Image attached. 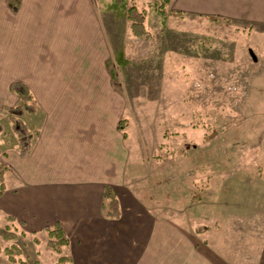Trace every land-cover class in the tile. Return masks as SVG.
Returning a JSON list of instances; mask_svg holds the SVG:
<instances>
[{
	"label": "rangeland",
	"instance_id": "rangeland-1",
	"mask_svg": "<svg viewBox=\"0 0 264 264\" xmlns=\"http://www.w3.org/2000/svg\"><path fill=\"white\" fill-rule=\"evenodd\" d=\"M90 2L114 32L102 71L125 99L114 122L125 133L132 189L144 192L166 230L175 220L188 236L232 227L228 240L213 244L226 264H245L241 255L256 252L264 212V24L211 21L154 0ZM130 7L142 16L140 36L125 13ZM8 100L0 151L13 155L19 144L7 106L20 99L11 92ZM6 232L17 238L5 239ZM48 240L44 230L30 234L0 213V264H11L4 250L12 246L20 252L16 264L68 256L67 247L55 252Z\"/></svg>",
	"mask_w": 264,
	"mask_h": 264
},
{
	"label": "crops",
	"instance_id": "crops-1",
	"mask_svg": "<svg viewBox=\"0 0 264 264\" xmlns=\"http://www.w3.org/2000/svg\"><path fill=\"white\" fill-rule=\"evenodd\" d=\"M169 8L264 24V0H169ZM112 34L90 0H0V111L10 84L21 81L36 105L21 120L39 131L25 157L1 151L0 213L30 234L60 223L71 264H226L213 242L228 240L232 227L188 236L175 220L166 230L144 192L132 189L131 157L114 122L125 99L102 71ZM106 186L118 219L106 216ZM255 229L257 254L241 255L245 264H264V212Z\"/></svg>",
	"mask_w": 264,
	"mask_h": 264
},
{
	"label": "trees",
	"instance_id": "trees-1",
	"mask_svg": "<svg viewBox=\"0 0 264 264\" xmlns=\"http://www.w3.org/2000/svg\"><path fill=\"white\" fill-rule=\"evenodd\" d=\"M156 6H167L169 4V0H154ZM14 11H17L16 7H13ZM127 14V18L132 23V31L140 36L144 34V30L142 27V16L136 12L133 7H130L125 12ZM182 14V13H181ZM180 15V14H179ZM161 17L165 21V14L162 10ZM211 21H217L220 18L217 17H209ZM9 89L11 92L16 93L18 98L20 99V103L10 107L7 110V121L11 124V128L16 133L18 142H19V156L25 157L30 150L31 142L33 138L37 137L39 131H31L26 126V124L21 120V116L24 114H34L35 113V106L31 105L32 95L28 90V87L22 83L21 81H13ZM119 129L120 126H119ZM0 134H2V129L0 127ZM125 137V133L123 134ZM3 156L2 152L0 151V157ZM6 167L0 164V193L4 191V173ZM103 197L108 200V211L106 212V216L109 218L118 219L119 213V204L118 200L113 192V190L106 186L103 191ZM8 220L14 221L12 217H8ZM44 231L49 236L48 244L49 246L55 251L59 253L60 247H67L69 245V240L65 234V231L60 223H55L52 226L44 227ZM4 238L7 240H14L16 239V235L13 233H4ZM37 242V240H36ZM5 254L8 256L9 261L11 264H16L14 257L19 255L20 252L16 246L9 247L4 250ZM55 264H71V258L69 256H60Z\"/></svg>",
	"mask_w": 264,
	"mask_h": 264
},
{
	"label": "water",
	"instance_id": "water-1",
	"mask_svg": "<svg viewBox=\"0 0 264 264\" xmlns=\"http://www.w3.org/2000/svg\"><path fill=\"white\" fill-rule=\"evenodd\" d=\"M249 54H250L252 60H253V61H256V57L254 56V54L252 53L251 50H249Z\"/></svg>",
	"mask_w": 264,
	"mask_h": 264
}]
</instances>
